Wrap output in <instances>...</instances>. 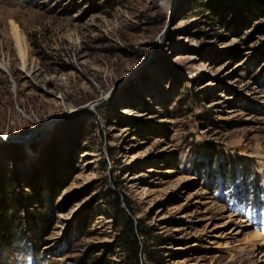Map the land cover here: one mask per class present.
<instances>
[{
    "label": "rangeland",
    "instance_id": "1",
    "mask_svg": "<svg viewBox=\"0 0 264 264\" xmlns=\"http://www.w3.org/2000/svg\"><path fill=\"white\" fill-rule=\"evenodd\" d=\"M0 62V264H264V0H0Z\"/></svg>",
    "mask_w": 264,
    "mask_h": 264
},
{
    "label": "trees",
    "instance_id": "2",
    "mask_svg": "<svg viewBox=\"0 0 264 264\" xmlns=\"http://www.w3.org/2000/svg\"><path fill=\"white\" fill-rule=\"evenodd\" d=\"M4 180V179H3ZM3 186L4 182L0 178V195L3 194ZM8 220V221H7ZM39 223V225H43L44 220L41 216L37 218V221L35 223ZM124 223V229L121 234V241L127 249L128 253L133 256V259L137 261V253L139 251L138 246V238L135 232H134V226L132 224L131 219L129 217H126L125 220H123ZM33 224V228H34ZM15 226L12 224V221L10 219L5 218L4 216L0 218V245H3V243H6L9 245L14 238H17V230L14 228Z\"/></svg>",
    "mask_w": 264,
    "mask_h": 264
},
{
    "label": "bare ground",
    "instance_id": "3",
    "mask_svg": "<svg viewBox=\"0 0 264 264\" xmlns=\"http://www.w3.org/2000/svg\"><path fill=\"white\" fill-rule=\"evenodd\" d=\"M13 27V31H14V34L16 35V44L19 45V42H18V35L17 33L15 32L16 31V27L15 25L12 26ZM17 47V46H16ZM17 50H18V55H19V59H20V67L21 68H25V58H24V53H23V50L21 48H18L17 47ZM5 64H3L2 62H0V68H5L4 67Z\"/></svg>",
    "mask_w": 264,
    "mask_h": 264
}]
</instances>
